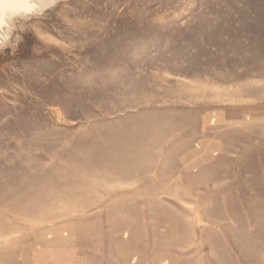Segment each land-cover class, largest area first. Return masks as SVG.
<instances>
[{"label":"rangeland","instance_id":"obj_1","mask_svg":"<svg viewBox=\"0 0 264 264\" xmlns=\"http://www.w3.org/2000/svg\"><path fill=\"white\" fill-rule=\"evenodd\" d=\"M21 35L0 264H264V0H60Z\"/></svg>","mask_w":264,"mask_h":264},{"label":"clouds","instance_id":"obj_2","mask_svg":"<svg viewBox=\"0 0 264 264\" xmlns=\"http://www.w3.org/2000/svg\"><path fill=\"white\" fill-rule=\"evenodd\" d=\"M60 0H0V55H14L23 40L22 33L33 20L44 19Z\"/></svg>","mask_w":264,"mask_h":264},{"label":"crops","instance_id":"obj_3","mask_svg":"<svg viewBox=\"0 0 264 264\" xmlns=\"http://www.w3.org/2000/svg\"><path fill=\"white\" fill-rule=\"evenodd\" d=\"M64 254V252L60 251L59 255ZM54 260V261H52ZM38 264H87L86 259L83 257H75V258H70L69 260L66 259V256H57L54 258H50V260L46 261V262H41Z\"/></svg>","mask_w":264,"mask_h":264}]
</instances>
